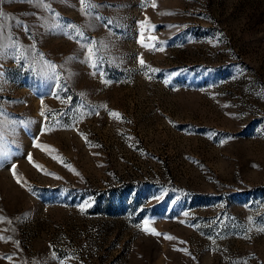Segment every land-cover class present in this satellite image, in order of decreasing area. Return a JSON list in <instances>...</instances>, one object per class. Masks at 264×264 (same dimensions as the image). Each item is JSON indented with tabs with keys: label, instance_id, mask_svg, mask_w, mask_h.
Masks as SVG:
<instances>
[{
	"label": "rangeland",
	"instance_id": "obj_1",
	"mask_svg": "<svg viewBox=\"0 0 264 264\" xmlns=\"http://www.w3.org/2000/svg\"><path fill=\"white\" fill-rule=\"evenodd\" d=\"M90 3L0 0V264H264V0Z\"/></svg>",
	"mask_w": 264,
	"mask_h": 264
},
{
	"label": "snow or ice",
	"instance_id": "obj_2",
	"mask_svg": "<svg viewBox=\"0 0 264 264\" xmlns=\"http://www.w3.org/2000/svg\"><path fill=\"white\" fill-rule=\"evenodd\" d=\"M80 4H81V8H82V9L95 7V5H92V4L90 3V0H80ZM153 7H155L154 4H153ZM0 15H2V14H0ZM67 27H69V28H73V27H75V26L69 24ZM140 63L143 64V60H141ZM29 161L31 162V157H30V156H29ZM14 167H15V166H13V168H14ZM13 174L15 175V173H13ZM18 182H19V181H18ZM145 223H147V222H145ZM154 234H157V233H154ZM157 235H159V234H157ZM166 238H167V239H173V237H166Z\"/></svg>",
	"mask_w": 264,
	"mask_h": 264
}]
</instances>
